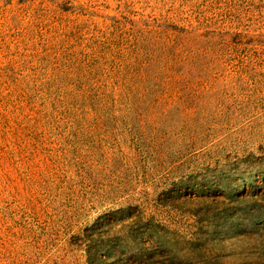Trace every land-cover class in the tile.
<instances>
[{"label":"rangeland","instance_id":"rangeland-1","mask_svg":"<svg viewBox=\"0 0 264 264\" xmlns=\"http://www.w3.org/2000/svg\"><path fill=\"white\" fill-rule=\"evenodd\" d=\"M0 264H264V0H0Z\"/></svg>","mask_w":264,"mask_h":264}]
</instances>
